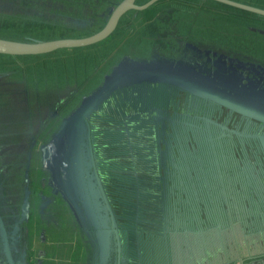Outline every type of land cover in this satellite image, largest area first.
I'll return each instance as SVG.
<instances>
[{
    "label": "trees",
    "instance_id": "trees-1",
    "mask_svg": "<svg viewBox=\"0 0 264 264\" xmlns=\"http://www.w3.org/2000/svg\"><path fill=\"white\" fill-rule=\"evenodd\" d=\"M32 1L0 0V28L20 27L19 37H0L47 40L93 33L80 32L46 38L26 33L28 25H55L54 20L61 21L63 11L73 3V0H64L69 5L61 7L62 0H54V4H49L48 8V4L31 7L29 3ZM145 1L136 0L139 4ZM167 1L160 0L141 11H128L137 16L142 14L145 19L136 24H126L121 17L112 35L99 43L80 48L92 49L94 46L102 53L106 47L103 42L115 36L118 30H121L119 36H125L126 39L140 35V31L148 34L155 32V36L163 39L160 27L164 24H159L161 21L164 23V19L160 14L170 9V4L165 3ZM175 1H179L176 10L180 12L189 8L187 3L196 6L194 0ZM237 1L264 8V4L258 0ZM105 3L106 0H94L90 5L87 0H81L82 8L87 10L79 12L76 9L74 14L66 15L69 29L90 25L95 16L106 15V11L108 15L109 9ZM203 5L206 11L218 12L214 14L222 17L250 21L254 24V31L264 34V16L216 1H204ZM196 46L195 43L192 45L193 48ZM203 49L211 52L212 63H218L221 59L229 62L231 59L225 52L216 53L206 45ZM0 56L6 58V55ZM104 60V55L94 60L93 68L80 79L72 80L71 84L62 78L59 97L54 95L53 99L45 100L52 101L50 103L34 102L39 101L36 95L41 97L40 90L48 78L37 83L31 93L20 90L21 101H0V173L3 178L8 174L5 165L11 163L2 154L6 150L5 145L17 146L21 143L15 165L26 168L29 153L38 141L37 131L48 120L56 118L58 109L82 84H86V75ZM175 61L172 65L180 67V61ZM145 62L148 61L127 54L112 64L114 67H123ZM237 63L241 65L240 61ZM227 68L233 70L234 67ZM256 68L264 72V66L257 65ZM6 76L7 71L3 70L0 84L6 83ZM231 79L235 78L231 76ZM231 86L238 91H250L256 98H260L258 94L264 97V83ZM1 90L5 91L3 87ZM180 93L184 94L185 99H191L185 101L182 110L187 112L182 114L167 110L177 109L176 101H179ZM13 95L6 91L0 98ZM135 98L138 101H133ZM48 137L44 142L49 141ZM55 141L53 148L57 151L58 143ZM262 141L264 121L256 117L240 114L210 97L171 83L126 80L100 100L85 117L77 133H70L60 144L59 150L63 149L62 160L57 165L60 167L64 163V173L70 170L69 173L80 182L86 179L94 182V197L84 196L80 200L79 196L80 205L96 206L99 210V205L104 208L107 203L110 209L120 232L122 247L121 250L116 244L113 247L112 241L103 244L98 236V255L99 248L103 253L106 249L108 255L115 253L116 261L121 254L126 257L124 264H264ZM87 146H90L91 155ZM16 170L11 174H15ZM2 177L0 219L6 225L11 214L19 220L20 213L12 211L13 202L5 186L7 181H3ZM96 180L101 182V194ZM51 181L57 184L53 179ZM27 182L26 178L20 184L16 181L22 200ZM83 188L88 189L85 185ZM102 194L104 199L101 200ZM123 196L128 199L127 202L121 200ZM102 244L106 248L103 249ZM117 248L118 251L115 250ZM1 250L0 246V260L4 257ZM156 254L160 255L158 259Z\"/></svg>",
    "mask_w": 264,
    "mask_h": 264
},
{
    "label": "rangeland",
    "instance_id": "rangeland-1",
    "mask_svg": "<svg viewBox=\"0 0 264 264\" xmlns=\"http://www.w3.org/2000/svg\"><path fill=\"white\" fill-rule=\"evenodd\" d=\"M52 1L54 0H34L29 3V5L31 7H41V4H43L44 7L48 4V8H50L49 4H54ZM93 1L94 0H87V3L92 5ZM117 1L118 0H106L105 6H107L110 11ZM194 1L196 2V6L194 7L187 3L189 8L184 12L176 10L179 1L169 0L165 2L170 4L169 6L171 7L169 10L167 9L168 11H161L160 14L164 19V23L161 21V24H159L160 26L164 24L160 27V32L164 35L163 39H159L157 35L155 36V32L148 34L141 31L140 35L137 34V36L126 39L125 36H119L121 30H118L115 36L103 42L106 47L102 50V53L98 51V47L95 48L93 46L92 49H81L80 47L61 48L39 55H6V58L0 56V73L3 70L7 71V76L5 78L6 83H2L3 85L0 84V95L6 91L14 93L13 97H3L0 98V101H21L20 90H27L31 93L34 91L37 83L48 78V81L40 90L41 97L35 94L39 98V101L34 102L41 104L50 103L52 101L45 100L53 99L54 95H60L62 78L68 80V84H71L72 80L80 79L93 68L92 65L94 64V60L102 58V55L105 57L104 61L98 62L99 64L95 65L94 69L86 75L84 80L86 84H82L79 90L73 93L71 97L66 100L67 102L58 109L56 118L48 120L46 124L37 131L36 137L38 141L31 150L32 155L27 168H18L15 165L18 162L16 153L22 147H11L3 151V153L8 152L13 158H9L11 163L8 166L5 165V169L8 172L5 177V181H7L5 182V186L10 194L9 197H11V201L16 204L13 206V203L10 201L12 206L11 209L17 214H21L22 212L21 203L23 200L18 191L19 185L17 186L16 181L20 184L26 177L28 178V182L25 184L24 189V191L27 190L25 193H28L29 211L27 218L19 220L18 223H15L18 219L15 218L14 223H12L10 219L7 220L5 225L9 244L8 247L10 246L12 250L25 247L27 254L32 256L33 264H35L37 260V251L39 249L44 251V254L39 258L42 260L40 261V263L42 262L41 264L103 263L104 257L100 255L93 257V259L88 258L89 261L87 262L76 263L74 261V257H77L78 254V258L91 257L90 254H88L91 249L89 243L90 237L87 231L80 229L74 221L69 209L68 200L64 197L65 193L63 188L61 187V190L56 189L57 185H53L51 179H49L50 171H48V169H43L39 147L49 135H52L57 130L61 118L68 115L78 105L82 96L91 93L103 82L104 73H110L114 67L113 64H116L121 56L133 54L135 58H143L145 61H148L149 64L154 63L160 65H166L168 63L173 64L176 62L175 60H178L180 61V67L190 69V71L196 74L197 78L205 82L214 83L219 87H223V85L228 86L227 84H236L240 86L244 83H250V85L264 83V72L254 67L252 63L242 62L241 65H232L230 62L223 59L218 63L216 61L212 63L211 60L213 57H211L209 53H205L203 49L204 45H206L216 53H222L228 50L230 56H233L232 54H237V56L241 57L242 61L264 63V55H260L264 51V43L259 42L261 39L260 36L262 35L253 30L254 24H251V22L247 20L222 17L221 15L214 14L218 12L206 11L202 8L204 6V1L213 3V0ZM258 1L260 4H264V0ZM68 5L69 3L64 0L60 2L61 7H67ZM76 9H78L79 12L82 11V9L87 10L86 8H82L81 0H73L72 5L63 11L64 16L61 17V21L55 19V25L49 27L43 24L37 26L28 25L26 29L29 30L26 31V33L34 34L37 38H46L54 35L94 32L102 27L108 16L106 11V15L95 16L90 25L71 30L67 24L69 21L66 19V15L74 14V10ZM122 19L123 23L136 24L145 18L142 14L137 16L134 15L133 12H126V14L122 16ZM260 25L263 26L261 23ZM19 28L20 27L16 28L15 26L13 28H0V35L19 37ZM194 43L197 45L195 48L192 47ZM257 55H259L258 60ZM216 59L218 58H214V60ZM227 66L234 68L230 70ZM231 76L235 79H231ZM144 78L152 80V78L146 76ZM239 79L241 80L239 81ZM2 87L5 91L1 90ZM228 89L234 91L232 88ZM86 91L88 93H86ZM248 93L251 94L250 92ZM249 94L245 96L239 93V95L248 100L257 101L256 103L258 104L262 103L260 99L253 98ZM257 96L260 98L263 97L262 94H258ZM178 99L179 101H176L177 109L168 108L167 110L184 114L187 112L182 111L184 109L185 100L181 95ZM55 100H58L57 97H55ZM182 101H184L183 104ZM194 110H196V107H194ZM65 139L66 138H60L56 140L58 143V150H51L52 162L56 167L54 179L56 182L58 181L57 183H59V185L62 183V186L68 191H73L72 194L74 196L71 194L66 196H68L72 205H76L75 202L82 200L84 196L94 197L95 184L93 181L87 179L80 182L69 173L70 170L64 173V163H61L62 165L59 168L57 167V164L62 160L61 151L63 150H59V146ZM15 170L16 173L11 174V172ZM25 172L27 174H25ZM62 178H64V182ZM84 185L88 187L87 190H84ZM96 185L99 187V190L102 189L100 187V180L99 182L96 180ZM79 196L80 200H78ZM121 200L124 202L128 201L125 196H123ZM99 207V212L102 214V207L100 205ZM76 214L80 220L86 216V212L83 211V208L80 209L77 205ZM82 225L84 224L82 223ZM112 225L113 216H111L109 223V233L105 235L100 233L97 236L101 239H105L107 242L112 241V243L117 244L116 246L121 250L122 241L120 239V232L117 230V226L111 228ZM84 246L86 247V252L84 251ZM115 250L118 251V248ZM99 251L103 254L101 248H99ZM114 257H117L115 253H113L112 257H109L107 264H112L111 261ZM156 257L158 259L160 255L156 254ZM118 258L116 264H124L123 262L126 257H122L120 254ZM0 262H2V260H0Z\"/></svg>",
    "mask_w": 264,
    "mask_h": 264
},
{
    "label": "water",
    "instance_id": "water-1",
    "mask_svg": "<svg viewBox=\"0 0 264 264\" xmlns=\"http://www.w3.org/2000/svg\"><path fill=\"white\" fill-rule=\"evenodd\" d=\"M158 1L160 0H146L145 2L139 4L136 2V0H119L112 7V9H110L107 19L105 23L102 25V27L97 31L86 36L60 37V38L47 39V40H15V39L0 37V55H12V56L39 55V54L49 53L61 48H77V47H84L95 44L97 42L106 39L110 34H112V32L117 27L119 20L126 12L131 10H136V11L144 10L150 7L151 5H153L154 3H157ZM213 1L243 11L264 16V8L255 5L247 4L237 0H213ZM167 65L169 64L160 65L154 63L149 64V62H147L143 64L140 63L137 65H126L123 67L115 66L113 67L110 73L104 76L103 82L94 91H92L87 95L82 96L78 105L68 115H65L64 117L61 118V122L60 125L57 127V130L52 135H49L48 137L49 141L43 142V144H41L39 147L41 151V162L43 165V169H48V171H50L51 178L55 182L56 180L54 179V177H55L56 167L52 162V151H51L52 149H54L53 148L54 141L60 138H66L70 133L72 134L77 133V130L79 131L80 126L84 121L85 117L88 115L89 112H91V110L94 109V107L100 102V100L104 98L110 91L115 89L117 85L122 84L126 80H133L135 82L141 80H150L154 82L162 81V82L171 83L173 85H176L177 87L181 86V88L189 89L195 93L196 92L199 93L200 95L210 97L219 104H222L240 114L253 116L261 121H264L263 97L262 99L256 98L254 97L256 95L251 93L250 91L243 92L237 90L239 93L245 96H247L249 94L248 92H250L251 93L249 94L250 96L261 100L260 102L262 103L258 104L256 103L257 101L248 100L247 98L239 95V93L234 88H232L231 84H227L228 86L223 85L222 89L224 90L218 89L219 86H216L214 83L205 82L197 78L194 72L189 71L190 69H185L184 67H175L172 64H170L171 66L170 65L167 66ZM145 76L152 78V80L144 78ZM226 87L232 88V90H234L237 93L229 90ZM262 144L264 146L263 141ZM13 145L14 144H12L11 146L5 145L6 150L10 149L11 147L18 148L20 147L21 143L18 144L17 146H13ZM87 148H88V153L91 155L90 146H87ZM2 154L4 155L6 161L8 160V158H12L8 154V152L3 153L2 151ZM31 155L32 152L29 153L28 156L29 161L28 163H26L27 167L29 165ZM25 174L27 173L25 172ZM0 177H2L1 173H0ZM2 179L3 181L5 180V178L3 177ZM62 180L64 182L63 178ZM26 181H28L27 177H26ZM52 184L57 185L56 189L61 190V187L63 188L62 183L61 185H59V183L54 184V182L52 181ZM66 190H64L65 193L64 197L67 198L68 202H71L68 196L66 195L68 194L73 195V194L71 191L68 192V190L67 191ZM99 193L101 194L102 191L99 190ZM102 198H103V194L101 195V200ZM75 203L77 205V201ZM76 205L74 204L72 206L76 207ZM28 206H29L28 193H25L24 200L21 203L22 212L20 214L19 220H23L27 218L29 211ZM81 207L83 208L84 212H86L85 218L87 222L90 223L89 225L92 226L93 229H95L96 235L100 233H102L103 235L109 233V223L111 220V214L109 212L110 209L107 206V203L105 206H103L104 208H102V214L99 212L97 208H95L96 206L95 207L84 206L81 204ZM114 226L115 223L113 219V225L111 226V228H113ZM0 238H1L0 241L3 243V247L4 245H7L6 249L4 248L5 251L2 249V251L4 252V257H11V254L9 253L10 249L8 247V241H7L8 239L7 232L5 230V225L1 219H0ZM106 243L108 242L106 241ZM39 253L41 254L42 250H40ZM107 261L108 259L107 260L103 259V263H99V264H106ZM111 263L112 264L116 263V257L113 258Z\"/></svg>",
    "mask_w": 264,
    "mask_h": 264
},
{
    "label": "flooded vegetation",
    "instance_id": "flooded-vegetation-1",
    "mask_svg": "<svg viewBox=\"0 0 264 264\" xmlns=\"http://www.w3.org/2000/svg\"><path fill=\"white\" fill-rule=\"evenodd\" d=\"M260 40H259V42H261V43H264V34L262 35V36H260ZM258 41V40H257ZM219 51V50H218ZM204 52L205 53H209V55H210V53L211 52H206V50H204ZM225 53H226V55L228 56V58L230 57L231 59L230 60H228L232 65H237L238 63L237 62H246V63H252L253 65H255L254 67H257V65H261L262 67L264 66V63H258V62H250V61H242L241 60V57H239V56H237V54H232L233 56H230L228 53H229V51L228 50H226V51H224ZM260 55H264V51H263V53L262 54H260ZM258 57H257V60H258V58H259V55H257ZM238 57V58H237ZM133 94H135L134 92H133ZM180 95L183 97V99L185 100V101H190L191 99L189 98V99H185L186 97L184 96V94H182V93H180ZM133 101H138V99H136L135 98V100H133ZM146 101V100H145ZM196 101V100H195ZM49 179H51V174L49 175ZM68 204H69V209H70V212H71V214H72V216H73V218H74V221L77 223V226H79V228L80 229H83V230H85V231H87V233H88V235H89V243H90V245H91V249H90V253H88V254H90V256L91 257H80V258H78V255H77V257H74V261L76 262V263H80V262H87V261H89L88 260V258H92L93 259V257H97L98 256V250H97V242H98V236L95 234V229H93L92 228V226H90L89 224V222H87V220H86V218L84 217L83 219H81L80 220V218H78V215L76 214V207H74V206H72V203L71 202H68ZM77 205L79 206V208L80 209H82V207H81V205H80V202L78 201L77 202ZM12 220L11 222L12 223H14L15 222V215L14 214H11V216L8 218V220ZM82 223L84 224V225H82ZM91 227V228H90ZM1 239V238H0ZM20 239V238H19ZM102 240V243L104 244L105 243V239H101ZM0 244H1V249H3L4 250V248L6 249V247H7V245H4V247H3V243L0 241ZM102 244V248L104 249V248H106V247H104V245ZM9 245V244H8ZM112 246L114 247V244L112 243ZM9 253L11 254V257H2V260H3V262L1 263V264H20V263H23V264H33V260H32V256L31 255H28L27 254V252H26V249H25V247L24 248H18V249H11L10 248V246H9ZM40 250L41 249H39L38 251H37V255H38V257H37V260H36V262H35V264H41L40 263V261H42L41 259H39L43 254H44V251L42 250V253L40 254L39 252H40ZM5 251V250H4ZM84 251L86 252V247L84 246ZM108 251L106 252V249H105V251H104V253L102 254V253H100L99 255L101 256V257H104V259L105 260H107V259H109V257H112V255H113V253L111 254V255H109L108 256ZM29 257V258H28ZM63 257V256H62ZM107 257V258H106ZM95 259V258H94ZM29 261V262H28ZM94 261V260H93ZM108 262V261H107ZM107 262H106V264H107Z\"/></svg>",
    "mask_w": 264,
    "mask_h": 264
}]
</instances>
